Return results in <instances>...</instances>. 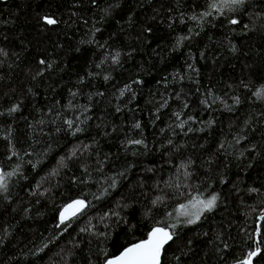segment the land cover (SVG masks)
<instances>
[{"label":"trees","instance_id":"16d2710c","mask_svg":"<svg viewBox=\"0 0 264 264\" xmlns=\"http://www.w3.org/2000/svg\"><path fill=\"white\" fill-rule=\"evenodd\" d=\"M213 3L0 0V264H105L154 227L160 264H264V0Z\"/></svg>","mask_w":264,"mask_h":264},{"label":"snow or ice","instance_id":"6c2138e0","mask_svg":"<svg viewBox=\"0 0 264 264\" xmlns=\"http://www.w3.org/2000/svg\"><path fill=\"white\" fill-rule=\"evenodd\" d=\"M244 0H220L219 5L213 3L210 5L211 8L222 11V7H227L230 5H240L243 4ZM211 15L210 12L203 13L202 16ZM195 19V17H193ZM45 21L48 24H55L56 21L51 18L45 17ZM231 23H237L236 20H231ZM44 63V61H41ZM257 96L264 97V86L254 93ZM17 109L13 107L10 111H16ZM69 127L72 126V122H67ZM139 127V125H137ZM79 130V129H78ZM141 141H136L140 143ZM75 153H73L74 155ZM13 175V173H0V190H7V177ZM159 199V198H158ZM217 197L214 195L206 201L197 200L193 204V208L198 210L195 213H190L188 211H183L180 214L184 216H195L196 219H199L200 212L203 210H211L215 206ZM155 204L156 201H153ZM85 202L83 200H75L72 203L64 206V210L60 214V222L64 223L65 220L69 219L70 216H75L83 207ZM184 208L185 206H181ZM195 220L189 219L188 223H194ZM174 227V225L172 226ZM173 237V233L169 232L166 228L163 227H154L149 233L146 240L140 241L131 245L130 247L125 248L119 255L114 256L106 260V264H160V254L161 249L164 245L170 241ZM255 255V252L249 253V258ZM241 264H248V261H241Z\"/></svg>","mask_w":264,"mask_h":264},{"label":"water","instance_id":"95a60500","mask_svg":"<svg viewBox=\"0 0 264 264\" xmlns=\"http://www.w3.org/2000/svg\"><path fill=\"white\" fill-rule=\"evenodd\" d=\"M3 1L6 2V1H9V0H3ZM0 173H1V169H0ZM263 217H264V216L258 218L259 222L262 220ZM257 225L259 226V224H257ZM119 254H120V253H119ZM119 254H118V255H119ZM254 256H255V255H252V256L249 258L248 264H253V258H254ZM105 264H106V262H105Z\"/></svg>","mask_w":264,"mask_h":264}]
</instances>
